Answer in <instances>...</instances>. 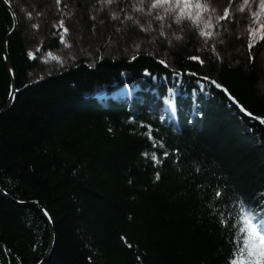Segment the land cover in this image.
Returning a JSON list of instances; mask_svg holds the SVG:
<instances>
[{
	"label": "trees",
	"instance_id": "trees-1",
	"mask_svg": "<svg viewBox=\"0 0 264 264\" xmlns=\"http://www.w3.org/2000/svg\"><path fill=\"white\" fill-rule=\"evenodd\" d=\"M69 1L60 0L59 11L73 4L90 22L101 4ZM52 2H8L18 24L8 42L16 93L0 115V188L18 202L38 203L53 225L54 246L43 264H227L231 241L241 237L219 221L236 223L244 201L256 222L264 221V125L252 118H264L256 53L230 65L191 45L146 49L32 83L37 54L27 55L21 31L31 23L28 13ZM105 4L99 22L110 26L107 12L122 13L126 0ZM136 16L157 24L146 12ZM48 17L43 23L55 33V49L67 18ZM13 26L0 0V111L11 88L3 46ZM153 153L161 159L155 167ZM215 190L227 194L217 201ZM48 242L41 211L0 193V264H38Z\"/></svg>",
	"mask_w": 264,
	"mask_h": 264
},
{
	"label": "rangeland",
	"instance_id": "rangeland-1",
	"mask_svg": "<svg viewBox=\"0 0 264 264\" xmlns=\"http://www.w3.org/2000/svg\"><path fill=\"white\" fill-rule=\"evenodd\" d=\"M97 1L101 4L97 10L91 11V22L85 18L83 13L85 9L79 11L73 8V4H70L68 11H59L55 0L50 8H47L48 3H45L43 9L28 13L31 23H26L21 35L27 50L37 54V66L30 76L32 82L82 62L93 65L101 58H130L136 52L146 49L175 52L180 47L191 45L197 52L203 53L209 50L217 53L216 56L220 58L221 63L237 65L249 59L248 27L249 25L256 26L250 16L256 0H250L247 4L244 0H210L214 10L208 15L215 25L214 28L208 26L207 20H202L197 26L188 21L175 24L172 22V17L163 21L155 20L157 24H153L147 17L138 19L136 15L139 12L135 11V8L141 6L142 0H126V7L122 9V13L119 7L112 11L107 10L108 21L112 24L108 26L99 22L98 16H103V12L106 11L105 3L113 4L118 0ZM23 5V11L27 14L26 6ZM225 8L230 10L229 20L221 21L219 17L223 15ZM241 8L244 9L243 12ZM145 12L147 13V10ZM57 14H64L68 20L65 19L57 47L52 49L49 44L55 37V33L49 30L50 27H47L44 21L48 16L56 17ZM58 19L60 20V16L56 17L53 25ZM205 27L209 32L207 37L198 34ZM64 28L68 29L67 33L64 32ZM254 53H256L257 64L261 70L257 92L264 95V41L253 48L252 55Z\"/></svg>",
	"mask_w": 264,
	"mask_h": 264
},
{
	"label": "snow or ice",
	"instance_id": "snow-or-ice-1",
	"mask_svg": "<svg viewBox=\"0 0 264 264\" xmlns=\"http://www.w3.org/2000/svg\"><path fill=\"white\" fill-rule=\"evenodd\" d=\"M9 0H4V3H8ZM60 0H57L59 3ZM250 0H244V3H249ZM152 16L155 20L163 21L168 17H172V22L175 24H183L185 21L192 22L199 26L202 20L208 21V26L215 27L211 17L208 13L212 12L214 9L210 3V0H142L141 6L136 7L135 11L145 12ZM242 12L243 8L240 9ZM230 16V10L228 8L224 9L223 15L219 17L221 21H228ZM251 19L255 27L249 25L248 27V49H249V61L253 59L251 56V50L256 46L252 43V40L258 35L259 39L256 40V44L264 41V0H256L254 10L250 13ZM131 19V17H129ZM61 24L63 22L61 21ZM68 29L64 28V32L67 33ZM201 36H209L208 28L198 33ZM27 55L30 58L33 57L32 52H28ZM135 58V57H133ZM194 60H199V57H190ZM203 63V61H200ZM164 64V61H160ZM167 66V65H165ZM147 74V73H146ZM204 79H209L205 77ZM217 88H221V85L215 81H211ZM226 91V90H225ZM229 98L232 97L229 95ZM240 111L246 115L252 117L250 112H247L245 108L240 107ZM253 119L259 120V123L264 125V118L252 117ZM191 123V121H189ZM111 131V129H109ZM149 140H153V137L149 134L147 137ZM153 148H162L163 145L153 143ZM148 153H142V156H147ZM164 157L168 156L167 152L163 153ZM161 163L160 157L155 153L151 156V164L153 167ZM196 171H200L199 168ZM160 179V173H156V180ZM132 181H129L131 183ZM226 192H221L220 190H215L214 195L216 200L219 201L222 196L226 195ZM259 205H257L258 207ZM236 223H232L229 219H222L219 221L221 226L231 227L235 229L241 239L239 241L233 239L231 241L233 247L230 249V256L228 258L227 264H264V231L261 228L264 227V222L258 224L257 215L255 210L248 206V201L241 202L236 210V215L233 217Z\"/></svg>",
	"mask_w": 264,
	"mask_h": 264
},
{
	"label": "water",
	"instance_id": "water-1",
	"mask_svg": "<svg viewBox=\"0 0 264 264\" xmlns=\"http://www.w3.org/2000/svg\"><path fill=\"white\" fill-rule=\"evenodd\" d=\"M2 2L4 3V0H2ZM4 4H5L6 8L8 9V11L12 15L14 26H13L12 31L6 36L5 43H4V46H3V57H4V62H5L8 74H9L10 79H11V88H10V94H9V97H8L7 104H6L5 108L0 111V115L8 111V109L11 106V104L13 103L14 95L16 93L15 75H14L12 63H11V60H10V57H9V54H8V42H9L10 38L12 37V35L18 29V24H17V18H16V14H15L14 10L10 7V5L8 3L7 4L4 3ZM37 82H38V80H35L32 83H37ZM231 100L233 102H235L234 99H231ZM0 193L8 201L13 202L15 204H24V205L36 206L41 211V213L44 216V218L47 220V224H48V228H49V242H48V246H47V249L45 251V254H44L42 260L38 263V264H43L47 260V258L50 256L51 251H52L53 246H54V230H53V225H52V222L50 220V217H49L48 213L43 209V207H41L36 202H27V203L18 202L16 200H14L11 196H9L7 193H5L1 188H0Z\"/></svg>",
	"mask_w": 264,
	"mask_h": 264
}]
</instances>
